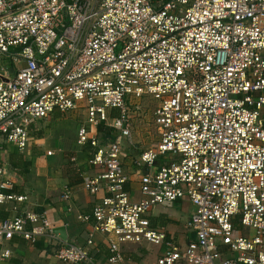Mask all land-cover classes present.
<instances>
[{"label": "built area", "instance_id": "1", "mask_svg": "<svg viewBox=\"0 0 264 264\" xmlns=\"http://www.w3.org/2000/svg\"><path fill=\"white\" fill-rule=\"evenodd\" d=\"M144 98L159 142L136 161V198L124 144ZM56 114H82L77 143L99 171L84 180L96 199L86 245L62 242L60 262L99 264L100 238L114 263L149 244L165 248L159 264H264V0H0V159L3 143L25 152ZM14 188L0 165V210L28 200ZM182 199L186 245L151 220ZM15 237L60 240L28 210L0 224V264ZM220 242L236 256L222 259Z\"/></svg>", "mask_w": 264, "mask_h": 264}, {"label": "crops", "instance_id": "2", "mask_svg": "<svg viewBox=\"0 0 264 264\" xmlns=\"http://www.w3.org/2000/svg\"><path fill=\"white\" fill-rule=\"evenodd\" d=\"M62 117L64 119L45 125L38 122L32 129L31 143L25 152H21L15 145L3 143L0 165L5 167L15 182L13 192L27 196L28 200L24 203H8L1 207L0 224L28 210L34 211L45 215L54 229L65 227L68 241H63L58 236L59 241L48 242L44 239L36 245H31L24 239L15 237L7 244L12 256L5 264H63L56 257L62 242L85 246L92 230L91 219L96 199L86 191L84 180L96 176L99 171L88 165L93 150L77 143L78 131L84 121L82 114ZM78 119H82L81 123ZM104 141H109L108 136L104 137ZM135 144L134 141L133 145H129ZM124 145L127 152L125 163L129 165L126 173L131 179L127 189L139 198L140 173L129 163L130 158L135 157L134 150L128 149L126 143ZM161 162L165 161H159L157 166L162 165ZM147 171V168L142 170ZM67 192L71 193L69 200L64 198ZM173 204L171 207L160 206L153 213L152 224L165 229L177 243L186 245L195 240V234L188 226L193 205L189 199H182ZM238 230L242 235H251L249 231H243L239 227ZM96 241L92 253L99 264H159L158 261L165 250L163 247L149 244L128 245L122 249V261L114 263L110 261L112 253L109 243L100 238ZM219 251L222 259L236 256L229 252L222 242L219 243Z\"/></svg>", "mask_w": 264, "mask_h": 264}, {"label": "rangeland", "instance_id": "3", "mask_svg": "<svg viewBox=\"0 0 264 264\" xmlns=\"http://www.w3.org/2000/svg\"><path fill=\"white\" fill-rule=\"evenodd\" d=\"M142 105L143 110L133 115V139L136 144L135 146H130L129 144H127L128 149L131 148V151L134 150L135 154V157L133 159L131 157L129 160L130 166H136L134 161L139 158V153L148 148L156 146L159 142V135L157 134V130L153 121V113L156 107L155 101L150 98H144V102ZM62 119H64V117L59 115L57 117L55 116L47 121H41L39 123L45 125V123L55 122ZM78 120L81 123L82 119ZM69 133H71V131H69ZM159 161H162V158ZM162 163L163 162H161V164ZM127 167H129V165H126V168ZM172 205L174 204H166L164 205V207H171Z\"/></svg>", "mask_w": 264, "mask_h": 264}, {"label": "water", "instance_id": "4", "mask_svg": "<svg viewBox=\"0 0 264 264\" xmlns=\"http://www.w3.org/2000/svg\"><path fill=\"white\" fill-rule=\"evenodd\" d=\"M54 233L59 236L63 241H68V236L65 227H56Z\"/></svg>", "mask_w": 264, "mask_h": 264}, {"label": "trees", "instance_id": "5", "mask_svg": "<svg viewBox=\"0 0 264 264\" xmlns=\"http://www.w3.org/2000/svg\"><path fill=\"white\" fill-rule=\"evenodd\" d=\"M109 140H112V137L111 136H108Z\"/></svg>", "mask_w": 264, "mask_h": 264}]
</instances>
